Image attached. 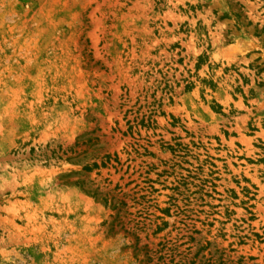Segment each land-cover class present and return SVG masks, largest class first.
<instances>
[{
  "label": "rangeland",
  "instance_id": "1",
  "mask_svg": "<svg viewBox=\"0 0 264 264\" xmlns=\"http://www.w3.org/2000/svg\"><path fill=\"white\" fill-rule=\"evenodd\" d=\"M263 0H0V264H264Z\"/></svg>",
  "mask_w": 264,
  "mask_h": 264
},
{
  "label": "trees",
  "instance_id": "2",
  "mask_svg": "<svg viewBox=\"0 0 264 264\" xmlns=\"http://www.w3.org/2000/svg\"><path fill=\"white\" fill-rule=\"evenodd\" d=\"M262 8L264 9V0H263V6H262Z\"/></svg>",
  "mask_w": 264,
  "mask_h": 264
}]
</instances>
